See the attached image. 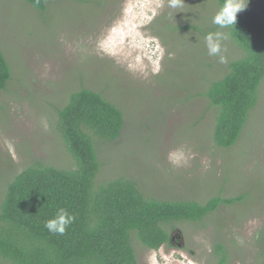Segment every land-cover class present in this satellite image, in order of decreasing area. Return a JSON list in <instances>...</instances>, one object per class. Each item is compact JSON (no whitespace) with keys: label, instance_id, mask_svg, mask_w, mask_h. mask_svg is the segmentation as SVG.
<instances>
[{"label":"rangeland","instance_id":"rangeland-1","mask_svg":"<svg viewBox=\"0 0 264 264\" xmlns=\"http://www.w3.org/2000/svg\"><path fill=\"white\" fill-rule=\"evenodd\" d=\"M246 7L264 18V0ZM216 11L213 0L178 9L168 0H50L41 14L24 0H0V49L11 69L0 91V202L32 163L76 167L57 110L85 87L124 115L117 139H93L96 186L122 177L145 196L199 203L244 195L199 221L169 224V246L133 239L138 264H215L216 243L226 264H264V79L237 142L216 147L215 110L198 92L241 55L231 37L222 44L226 63L207 54Z\"/></svg>","mask_w":264,"mask_h":264},{"label":"trees","instance_id":"trees-1","mask_svg":"<svg viewBox=\"0 0 264 264\" xmlns=\"http://www.w3.org/2000/svg\"><path fill=\"white\" fill-rule=\"evenodd\" d=\"M41 14L50 0H24ZM217 10L224 0H213ZM217 26L213 25V29ZM231 39L241 55L227 62L225 73L198 95L215 110L212 140L228 149L239 139L257 104L264 79V18L253 8L237 13ZM11 79L10 65L0 49V91ZM124 126L120 108L97 91L71 92L57 110V129L75 168L40 162L22 169L8 183L0 202V261L9 264H138L132 240L158 250L171 245L167 227L173 222L199 221L222 204L243 200L213 196L204 203L145 196L135 181L115 178L95 185L100 168L94 137L117 139ZM59 208L76 217L63 235L49 233L44 222ZM215 264H226L221 243Z\"/></svg>","mask_w":264,"mask_h":264},{"label":"clouds","instance_id":"clouds-1","mask_svg":"<svg viewBox=\"0 0 264 264\" xmlns=\"http://www.w3.org/2000/svg\"><path fill=\"white\" fill-rule=\"evenodd\" d=\"M184 0H168L170 8H182ZM247 4V0H224L223 4L213 14L211 23L217 26V31L209 32L204 37V44L209 56L218 57L220 63H226L227 58L223 54L226 49L222 48L224 41L229 40L230 31L236 24L237 13L242 11ZM76 217L65 208H59L56 214L44 222V227L49 233L63 235L67 227L75 221Z\"/></svg>","mask_w":264,"mask_h":264}]
</instances>
